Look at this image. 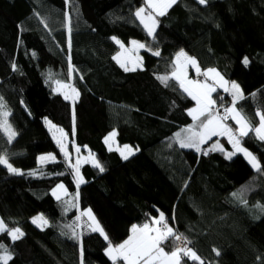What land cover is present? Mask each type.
Instances as JSON below:
<instances>
[{"label":"trees","instance_id":"obj_1","mask_svg":"<svg viewBox=\"0 0 264 264\" xmlns=\"http://www.w3.org/2000/svg\"><path fill=\"white\" fill-rule=\"evenodd\" d=\"M216 4L221 15L212 9ZM142 5L143 0H0V96L18 132L11 144L0 135V153L24 173L0 166V218L24 233L17 241L0 233L12 255L9 264H112L105 254L108 242L91 232L85 218L76 219L86 208L114 245L127 239L133 224L163 212L203 264H264V212L256 207L264 206V172L240 153L226 159L220 151L204 155L180 148L175 134L192 123L188 109L195 102L157 79L170 75L182 49L202 70L214 68L236 82L245 97L237 107L257 122L255 112L264 110V0H177L157 17L154 39L134 15ZM113 37L124 46L132 39L148 46L142 67H120L113 57L121 48ZM156 50L159 56L152 55ZM56 81H71L79 93L75 103L54 91ZM220 97L224 106L231 103L232 96L218 89V104ZM45 118L70 142L86 146L105 171L82 164L85 183L77 189ZM112 131L119 146L137 150L127 160L104 143ZM242 146L264 169V141L250 134ZM43 153H53L55 162L38 166L36 157ZM58 183L68 191L59 201L50 193ZM77 191L79 210L64 203ZM233 193H242L247 205ZM38 214L47 226L31 222ZM172 250L169 241L165 251ZM182 264L199 262L184 257Z\"/></svg>","mask_w":264,"mask_h":264},{"label":"snow or ice","instance_id":"obj_2","mask_svg":"<svg viewBox=\"0 0 264 264\" xmlns=\"http://www.w3.org/2000/svg\"><path fill=\"white\" fill-rule=\"evenodd\" d=\"M198 2L200 4H206L207 0H198ZM176 3L177 0H143V5L136 9L134 15L139 20L140 24L143 25V29L146 31L147 35L154 39L158 24L157 17L164 16L167 10ZM70 30L71 29H69V31ZM113 40L121 48V52L114 56L113 59L116 60L125 72L135 71L137 68L142 67V58L136 55V53H138L140 49H146L148 47L147 45L132 40L130 42L132 47L125 48L121 41L115 37H113ZM152 55L159 56L160 52L153 51ZM248 63V58L245 57L243 64L247 66ZM129 65H131V67ZM189 67L195 69L196 75L202 76L204 79L190 78L188 74ZM13 70H16L15 64H13ZM69 70L70 73L73 70L71 63L69 64ZM51 78L50 75L49 79ZM69 79H71V76ZM157 79L160 80L165 87H177L182 95L186 94L185 98H190L195 102V106L188 109V115L191 117L193 123L175 134V141L179 144L180 148H191L195 149L197 152H201V145L211 141L213 137H226L234 151L225 152V149L217 140L209 149L205 150L203 154L208 155L209 151H220L225 155L226 159H231L237 153H242L253 169L257 172H264L257 157L242 146L243 138L248 137L250 134H254L257 140L264 141V110L257 109L255 112L257 122L254 123L241 108H238V101L243 100L245 97L237 83L231 82L229 84V82L214 68L202 71L197 61L188 56L182 49L176 53L172 61L170 75L157 76ZM171 81H175V85H172ZM55 83L57 84V88L54 89V91L69 89V91L63 93L64 99L72 100L73 103H75L76 99L79 97V93L75 87L61 81H56ZM219 88H222L224 92L232 96L231 103L228 106H224L223 97L219 98V104L217 99L213 98V93H217ZM221 108H223V113L220 111ZM10 116L11 110L8 108L3 96H0V135L6 137L9 144L14 142L15 138L18 136V132L10 122ZM228 121H232L235 127L227 123ZM44 122L49 126V131L52 132L53 139L56 141L61 153H63L65 159L69 161L68 166L73 169L75 183L77 189H79V186L85 183L83 177L80 175L81 158L78 156L76 163L72 164L66 144L68 139L67 134L62 128L53 125L46 118ZM57 133H59V136H57ZM74 135L75 112L73 111V136ZM116 135L117 133L115 131L109 133L108 136L104 138V143L108 145L109 151H118L120 156L124 160H127L133 155V149L128 145H124L122 148L119 146L113 148L112 144L115 141ZM71 143L75 152L79 154L80 148L76 146L75 140L73 139ZM55 160L56 157L54 155L48 154L38 157V164L44 165L48 162H55ZM83 163H91L93 167L98 168L100 172L105 171L104 167L92 153H89V156L83 159ZM0 166L6 168L11 174H24L20 169L13 166L7 153H0ZM37 171H39V169ZM35 174V172L29 173V175ZM62 174L63 173H60V175ZM61 191L64 195H67V190L64 188L63 184H58L56 188L52 190V195L55 196L58 201L61 200ZM233 196L240 199L241 203L247 205V201L243 199L242 193H233ZM78 198L79 193L77 191L76 195L71 200L64 201V203L78 209ZM256 207L259 208L261 212H264V206L258 204ZM81 216L87 217L88 221H90L86 226L91 232H98L100 236L108 242L105 254L112 261V264H182V259L184 257L193 261H198L199 264H203L197 253L188 247L190 241H188L182 233H179L173 227L169 226L168 219L163 212H160L158 218H153L150 222L144 223L143 225L133 224L127 239L115 245L110 241L91 209L81 211L80 216H77L76 219L80 220ZM32 223L41 228L48 225V221L42 215L34 217ZM0 233H6L12 241H17L24 236L20 228L9 229L2 219H0ZM75 235V232H73V238H75ZM169 241H171L173 245V250L170 252L165 251V247ZM217 255H219V253H217ZM81 257H83L82 250ZM11 259L12 255L7 247L3 243H0V262H2V264H9ZM81 264H83V259L81 260Z\"/></svg>","mask_w":264,"mask_h":264},{"label":"rangeland","instance_id":"obj_3","mask_svg":"<svg viewBox=\"0 0 264 264\" xmlns=\"http://www.w3.org/2000/svg\"><path fill=\"white\" fill-rule=\"evenodd\" d=\"M219 15H221L222 14V11H221V8L220 7H215V9H214ZM125 48H126V46H125ZM121 52V49L116 53V55L118 54V53H120ZM211 69V68H210ZM207 70V69H206ZM204 79V78H203ZM226 81H228L226 78H224ZM209 82H211V81H209ZM229 82V84L232 82V81H228ZM63 83H67V84H70V85H72V83H71V81H69V82H63ZM236 83V82H235ZM73 86V85H72ZM57 88V84H55L54 85V89H56ZM76 89V88H75ZM77 90V89H76ZM67 91H69V89H60L59 91H56V92H59V93H61L62 95H63V93L64 92H67ZM222 91L224 92V90L222 89ZM64 96V95H63ZM70 102H72L73 103V101L72 100H69ZM195 106V104L192 106V107H194ZM191 107V108H192ZM48 120V119H47ZM48 121H50V120H48ZM51 122V121H50ZM52 123V122H51ZM53 125H55L54 123H52ZM46 125V124H45ZM55 126H57V125H55ZM46 127L48 128V130H49V126L48 125H46ZM58 128H61V127H59V126H57ZM65 132V131H64ZM113 132V131H112ZM51 133V135H52V132H50ZM111 133V132H110ZM57 136H59V133H57ZM108 136V135H107ZM52 137H53V135H52ZM68 138V137H67ZM225 139L227 140V138L225 137ZM55 141V140H54ZM56 142V141H55ZM219 142H220V144L223 146V148L225 149V152H229V151H234V149L232 148V145L231 144H229L230 145V147L229 148H227V145H228V140H227V142L224 144V143H222V140H219ZM57 144V143H56ZM66 144H67V149H68V152L70 153V157H71V163L72 164H75L76 163V160H77V158H78V156L81 158V165L82 164H84L83 163V159L84 158H87L88 156H89V153H92L91 151H89V149L86 147V146H78V145H76V146H78L79 148H80V152H79V154H77L76 152H75V150L73 149V147H72V144H71V142L69 141V139H67V141H66ZM58 146V145H57ZM107 147H108V145H106ZM117 146H119L118 144H117V141H116V137H115V141H114V143L112 144V147L113 148H116ZM124 145H121V146H119V147H123ZM129 146V145H128ZM131 147V146H130ZM59 148V147H58ZM132 149H133V154L137 151V150H135L133 147H131ZM59 151H60V148H59ZM60 153H61V151H60ZM48 154H52V155H54L53 153H43V154H39L37 157H36V164L38 165V166H40V164H38V157H40V156H46V155H48ZM63 156H64V154L63 153H61ZM93 154V153H92ZM120 154V153H119ZM55 156V155H54ZM65 158V157H64ZM96 158V157H95ZM66 160V159H65ZM66 162L69 164V161L68 160H66ZM48 163H50V162H48ZM89 164H91V163H89ZM80 165V166H81ZM92 165V164H91ZM93 166V165H92ZM18 169H20V168H18ZM21 170V169H20ZM22 171V170H21ZM29 171H33V169H31V170H29ZM73 180H74V183H75V179H74V173H73ZM58 184H63V183H58ZM57 184V185H58ZM76 184V183H75ZM56 185V186H57ZM64 185V184H63ZM56 186L55 187H53L51 190H50V193H51V195H52V190L53 189H55L56 188ZM64 188L66 189V187H65V185H64ZM67 190V189H66ZM59 191V190H58ZM67 193H68V191H67ZM60 194H61V198H63L65 195L63 194V192L61 191L60 192ZM53 196V195H52ZM54 198H55V196H53ZM56 199V198H55ZM87 209H89V208H86V209H84V210H87ZM83 211V210H82ZM81 213V212H80ZM80 213H79V216H80ZM160 214V213H159ZM159 214L156 216V217H154V218H158L159 217ZM41 214H38L37 216H40ZM36 217V216H35ZM81 218L83 219V218H85L86 219V221L88 222V223H90V221H88V218L87 217H83V216H81ZM1 219V218H0ZM33 219V218H32ZM31 222H32V220H31ZM35 225V224H34ZM37 226V225H36ZM80 251H81V248H80ZM0 263H2V262H0Z\"/></svg>","mask_w":264,"mask_h":264},{"label":"crops","instance_id":"obj_4","mask_svg":"<svg viewBox=\"0 0 264 264\" xmlns=\"http://www.w3.org/2000/svg\"><path fill=\"white\" fill-rule=\"evenodd\" d=\"M215 7H220L218 4H216V5H213L212 6V9H215ZM222 10V9H221ZM136 11V10H135ZM136 17V16H135ZM137 19V18H136ZM137 21L139 22V20L137 19ZM139 24H140V22H139ZM141 25V24H140ZM141 27L143 28V25H141ZM157 28V27H156ZM144 30V29H143ZM145 31V30H144ZM146 32V31H145ZM133 40V39H132ZM132 40H130L129 42H128V44L127 45H125L126 46V48H131L132 47V45H131V41ZM136 41H138V40H136ZM140 43H143V42H141V41H139ZM144 50H148L147 48L146 49H140L139 51H138V53H136V55H138L139 57H141L142 58V56H141V52L142 51H144ZM156 51H158V50H156ZM179 52V51H178ZM176 55V54H175ZM188 55V54H187ZM116 56V55H115ZM189 56V55H188ZM191 57V56H190ZM174 58H175V56H174ZM193 58V57H192ZM198 64V63H197ZM130 67H131V65H129ZM200 68V67H199ZM201 69V68H200ZM202 70V69H201ZM202 71H206V69L205 70H202ZM188 74H189V77L190 78H192V79H194V77L195 76H197L196 75V72H195V69H193V68H191V67H189V69H188ZM201 77V79H203V77L202 76H200ZM219 90H221L222 91V88H219ZM190 109V108H189ZM191 118V117H190ZM192 120V119H191ZM192 123H193V121H192ZM191 123V124H192ZM181 131V130H180ZM180 131H178V132H180ZM219 141V140H222V143H226L227 142V140L225 139V137H213L212 138V140L211 141H209V142H207L206 144H204V146L206 147V149H209L210 147H211V145L215 142V141ZM228 146L230 147V145H229V143H228ZM118 152V151H117ZM209 152H211V151H209ZM119 153V152H118ZM240 154H242V153H240ZM243 155V154H242ZM243 157H244V155H243ZM245 158V157H244ZM247 160V159H246ZM39 228H41V227H39ZM130 235V234H129ZM122 243V242H121Z\"/></svg>","mask_w":264,"mask_h":264},{"label":"built area","instance_id":"obj_5","mask_svg":"<svg viewBox=\"0 0 264 264\" xmlns=\"http://www.w3.org/2000/svg\"><path fill=\"white\" fill-rule=\"evenodd\" d=\"M194 79H201V77L200 76H195ZM220 111H221V113H223V109H220ZM205 150H207V149L203 145H201V152H198V153L199 154H203V152ZM188 247H190L189 244H188Z\"/></svg>","mask_w":264,"mask_h":264}]
</instances>
